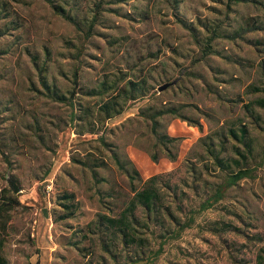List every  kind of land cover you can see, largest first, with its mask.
Masks as SVG:
<instances>
[{
	"label": "rangeland",
	"instance_id": "obj_1",
	"mask_svg": "<svg viewBox=\"0 0 264 264\" xmlns=\"http://www.w3.org/2000/svg\"><path fill=\"white\" fill-rule=\"evenodd\" d=\"M127 79L147 92L118 96ZM165 107L190 120L153 131ZM242 123L250 151L225 135ZM205 140L251 170L198 210L227 173ZM0 264H264V0H0Z\"/></svg>",
	"mask_w": 264,
	"mask_h": 264
},
{
	"label": "trees",
	"instance_id": "obj_2",
	"mask_svg": "<svg viewBox=\"0 0 264 264\" xmlns=\"http://www.w3.org/2000/svg\"><path fill=\"white\" fill-rule=\"evenodd\" d=\"M234 1H245V0H234ZM76 75H77V71L75 68L72 71V79L74 80V82L76 80ZM41 84L45 88L46 95L49 96L51 99L59 101V102H63V103H68L70 106L72 105L73 102L71 101V96H72L73 90H70L68 93H65L61 91L59 88L55 87L53 84L48 83L42 78H41ZM146 92H147V88H144L140 81L133 80V79H127L123 87H121V89L119 90L118 96H122L124 99H128V98L133 99L139 95L145 94ZM99 104H100L99 106H100L101 112H103L104 117L112 116L118 113L120 110V107L116 106V100L114 99L108 100V101H101ZM164 112H168V113H171L172 115L179 116L181 119L190 120L188 117L178 113L176 109L173 107L158 108V109H155L150 114V126L153 129V131L156 126L155 117ZM73 117H74V113L70 111L69 118L72 119ZM189 122L190 124L196 125L199 128L201 127V124L197 120H192ZM246 132H247V129L245 125L242 123L238 127H235V128L228 127L225 135L228 138H231L234 141H237L243 146H245L246 147L245 150L250 151V143L246 139ZM157 138L161 140L162 143H166L174 139L173 136H168L167 134H162V135L160 134L159 136L157 135ZM203 147H204V151L209 154V157L211 158V162L213 163V165L216 166L217 168L220 167L222 169H225L227 173L225 174L224 179L222 181L210 187L209 194L199 202L198 207H197L198 210H202L204 208L211 206L215 201H217L223 196L224 189L226 188V186L236 183V181L239 178L249 174L251 170L249 167H246L245 165H242L240 163V157H235V158H232L231 160H225L222 157H219L218 151L215 150L213 143L209 140L204 141ZM239 154L242 157L246 156L245 153L240 152ZM113 159L117 164L121 165V168L124 167L123 163H120L118 158L113 156ZM123 170L128 177L129 186L133 188L132 179L135 177L134 175H136V171L133 169L132 171L133 174H132L126 168H123ZM148 178L149 179L154 178V175H150ZM134 192L141 203V206L144 211V215L147 216L148 209H151L153 207V202L151 199L152 194H153L152 191H150V189L143 188L141 190H134ZM61 196H62V199L60 200V203L63 207L62 209L63 211L62 213L58 214V217L60 218L67 217L72 212L75 206L74 201H73L72 192L65 191L62 193ZM132 208H133V204L131 203L125 204V209L127 210L128 214L131 217H133ZM191 219L192 217L189 216L187 217L186 220L182 222L177 221L178 222L177 226L174 229H171L168 234L177 235L179 231L185 225L189 224ZM109 220H113V219L110 218ZM165 239L166 238L164 235L161 236V238L158 241L157 247L151 251V256L149 257L151 260L160 252L162 248V244L164 243Z\"/></svg>",
	"mask_w": 264,
	"mask_h": 264
},
{
	"label": "water",
	"instance_id": "obj_3",
	"mask_svg": "<svg viewBox=\"0 0 264 264\" xmlns=\"http://www.w3.org/2000/svg\"><path fill=\"white\" fill-rule=\"evenodd\" d=\"M169 82H163L160 85L157 86V89H162L163 87H165ZM8 184L11 186L12 191H17L18 187L14 184L13 180L11 178H8Z\"/></svg>",
	"mask_w": 264,
	"mask_h": 264
}]
</instances>
